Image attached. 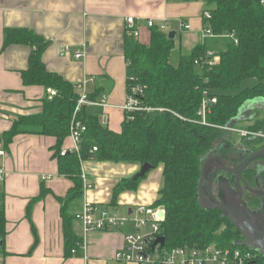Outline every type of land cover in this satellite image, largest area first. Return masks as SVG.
Masks as SVG:
<instances>
[{"label":"trees","instance_id":"trees-1","mask_svg":"<svg viewBox=\"0 0 264 264\" xmlns=\"http://www.w3.org/2000/svg\"><path fill=\"white\" fill-rule=\"evenodd\" d=\"M204 4L211 17L203 16V27L210 28L217 37H207L205 43L181 55L177 64L171 61L175 40L159 26L150 28L147 44L126 33L127 88L130 83L144 86V104L157 109L125 113L120 131H115L102 123L99 115L91 113L88 106H83L78 118L87 130L80 152L69 151L65 155H61V151L70 137V123L80 97L79 86L48 70L43 61L48 41L43 36L29 28L5 29L4 48L12 44L32 47L28 69L22 71L24 84L42 85L57 92L53 97L48 92L41 114L17 118L4 139L9 144L21 133L56 138L53 149L59 171L74 182L68 198H60L66 255L71 253L78 238L69 225L71 218L76 220V217L67 215L65 206L82 193V162L90 159L150 163L153 167L163 165V186L150 207L165 211L159 233L166 238L165 250L186 245L197 248L209 244L229 246L243 240L241 232L220 210L201 207L199 183L203 157L224 137L218 126L225 127L246 101L264 98V3L261 0H206ZM210 50L220 55V63L212 69L196 65L195 61ZM249 78L256 79L257 83L241 89L242 82ZM96 85L89 93L93 100L100 99L105 88L101 82ZM205 90L218 97L207 114L208 125L199 122L201 116L198 114ZM256 113L246 130L264 133V115L260 110ZM262 141L260 137L253 141L243 137V142L251 148ZM94 147L97 150L92 152ZM247 174L253 179L255 171L249 170ZM144 177L120 181L114 188L111 205L116 204L122 191L137 189ZM47 192L42 190L41 196ZM0 229L5 233L2 208ZM263 263L264 256H260L259 264Z\"/></svg>","mask_w":264,"mask_h":264},{"label":"crops","instance_id":"crops-1","mask_svg":"<svg viewBox=\"0 0 264 264\" xmlns=\"http://www.w3.org/2000/svg\"><path fill=\"white\" fill-rule=\"evenodd\" d=\"M204 11L205 4L196 0H0V150L5 151L0 167L6 173L5 181L0 182V208L5 211L0 264H124L116 260V253L135 229L129 223L124 228L86 234L80 221L71 218L69 225L78 241L75 251L66 255L60 198H68L74 182L59 171L53 149L56 138L21 133L9 144L4 139L17 118L41 114L48 95L42 85L24 84L22 71L28 69L32 47L12 44L4 48L5 29L29 28L43 36L48 41L43 52L48 70L74 84L95 77L89 92L97 83L112 80V91L104 88L100 96H106L109 106H88V110L112 130L120 131L125 118L120 106L127 94L126 19H136L138 37L144 44L150 41L148 21L157 26L166 23V32H175L173 52L181 56L205 43L201 33ZM84 44L86 56L82 59L60 54L62 46L75 50ZM73 147L68 137L62 150L72 151ZM141 167L93 159L82 162V171L93 187L68 202L65 213L74 217L85 200L122 217L132 215L140 205L152 206L163 186V165L148 171L137 189L122 191L111 205L115 186L134 177ZM42 190L48 192L41 196Z\"/></svg>","mask_w":264,"mask_h":264},{"label":"built area","instance_id":"built-area-1","mask_svg":"<svg viewBox=\"0 0 264 264\" xmlns=\"http://www.w3.org/2000/svg\"><path fill=\"white\" fill-rule=\"evenodd\" d=\"M205 2L206 0H196ZM264 3V0H261ZM204 17L210 18L211 13L204 11ZM150 27L157 26L153 20L148 21ZM184 28L190 29V25L182 23ZM162 31H166L167 25L163 23L159 25ZM126 32L133 34L136 37L139 36L138 25L134 17H128L126 19ZM202 38L217 37L210 28L201 29ZM234 37V35H230ZM237 42V40H235ZM60 54L64 57H74L75 59H82L86 56V45H82L81 48L73 49L70 45H65L60 48ZM221 57L216 54L215 51H208L207 54L196 60V65L208 66L212 69L219 64ZM95 77H87L78 84L81 90L78 103L73 115V119L70 123L69 133L74 142L72 151L80 152V145L83 139V135L87 130V126L82 122L78 115L83 106H96L103 109L107 108L106 96H102L100 99L93 100L89 98V87L95 84ZM50 97L56 96L55 89H48ZM204 97L198 111L201 120L199 121L203 125H208L207 114L211 111V105L216 104L218 97L216 95H210L209 90H205ZM145 96V87L141 84L130 83L128 84L126 101L120 108L124 113H136V112H149L156 110L157 108L145 105L143 97ZM227 130H232L246 135V130H239L233 128L223 127ZM97 147L92 149L96 151ZM69 151L64 149L61 151V155L67 154ZM5 155L4 150H0V156ZM83 190H87L93 187L92 182L88 179L87 173L82 172ZM6 173L2 167H0V182L5 181ZM47 178V177H44ZM163 212V215L160 213ZM76 219L80 221L83 226L84 232H104L111 231L118 228H124L127 224L133 222L135 232L129 233L125 237L124 247L116 253V260L124 263H136V264H259L260 256L259 251L253 250L249 247L229 245L221 246L217 244H209L203 248L179 246L170 250H165V246L161 247L157 244L153 248L155 241L161 236V223L165 219V211L162 208H154L150 206L140 205L136 208V211L132 215L122 217L117 213L111 212L107 207L92 203L88 200L84 201L83 207L80 212L75 215ZM75 250H72L74 252Z\"/></svg>","mask_w":264,"mask_h":264},{"label":"water","instance_id":"water-1","mask_svg":"<svg viewBox=\"0 0 264 264\" xmlns=\"http://www.w3.org/2000/svg\"><path fill=\"white\" fill-rule=\"evenodd\" d=\"M169 38L174 39L175 32H169ZM102 85L108 92L112 91L113 81L104 80ZM264 111V98L257 97L246 101L240 108L238 115L227 123L225 127L233 128L234 125L242 121H251L256 117V111ZM251 115H248V113ZM223 141V138L221 139ZM212 150L206 158L209 162L215 163L216 159H212ZM264 158V148L256 150L247 157L244 162L237 167L226 166L214 168L211 177L206 180L207 171L204 172L202 167V175L199 183V203L203 209L207 210H220L224 216L228 217L234 226L241 232L243 240L236 243V245L246 246L253 250L259 251L264 255V204L262 208L251 209L248 203L244 200V191L241 187L240 178L247 166L254 160ZM212 159V160H211ZM205 167V166H204ZM153 165L150 163H144L141 167L139 173H137L134 178L138 179L144 177L148 171L153 169ZM226 171L237 175L235 187L230 185V180L222 175L217 176V193H214L213 183L218 172ZM210 172V171H209ZM250 191L259 196H264V191H255L249 188ZM229 193L230 197H226ZM230 199V200H228ZM164 213L161 212L160 215ZM157 244L164 247L166 244V238L160 236L155 243L153 248ZM264 264V263H263Z\"/></svg>","mask_w":264,"mask_h":264},{"label":"flooded vegetation","instance_id":"flooded-vegetation-1","mask_svg":"<svg viewBox=\"0 0 264 264\" xmlns=\"http://www.w3.org/2000/svg\"><path fill=\"white\" fill-rule=\"evenodd\" d=\"M261 112L264 115V111H261ZM251 113H254V112H250V113H248V115H251ZM257 114L258 113H256V115ZM243 136L247 137L248 139H250L252 141L255 140L257 137L264 139V133L263 132L255 133V132L247 131V134L243 135ZM230 140L231 141L229 144L228 143L226 144L225 141L221 142L222 140L219 142V143H223L222 148L224 147V149H222V150L225 151V153H226V150L231 148V144H233V143L236 144V142L234 141V139L231 136H230ZM238 146L240 147V152H241L239 156L229 155V156H226L227 158L226 157L223 158V157H218V155H215L214 153L211 154L212 159H216V160L214 161L215 163L210 164L211 169L209 172V179L211 177V174H212L214 168L226 167V166L237 167L238 165L242 164L244 162V160L251 155L252 152L264 148V141L259 143V145H256V147H254V148L249 147L245 143H240V144H238ZM249 170L255 171L253 179L250 176H247L248 175L247 173ZM218 175H222V176L227 177L230 180V185L235 187L237 175H234V174L226 172V171H220L217 173L215 180H214V183H213V189H214L215 194L217 193L216 182H217V176ZM240 183H241V187L244 191L243 198L248 203L249 207L253 210L262 208V206L264 204V196H259L257 194L252 193L249 188H251L255 191H259V192L264 191V158L254 160L247 166V168L244 170V172L241 175ZM227 196L230 197V194L228 193L226 195V197ZM228 200H230V199H228Z\"/></svg>","mask_w":264,"mask_h":264},{"label":"rangeland","instance_id":"rangeland-1","mask_svg":"<svg viewBox=\"0 0 264 264\" xmlns=\"http://www.w3.org/2000/svg\"><path fill=\"white\" fill-rule=\"evenodd\" d=\"M179 39V38H178ZM188 52V51H187ZM173 56H172V63L174 64H177L178 61H179V58H180V54L178 51H175L173 52ZM257 83V80L256 79H253V78H249V79H245L243 82H242V86H241V89L245 88V87H252L254 86L255 84ZM239 91V90H238ZM238 91H234L233 93H237ZM94 107V106H92ZM92 111H95L98 109V108H91ZM249 124H252V121H242L240 123H237L236 125H234L235 129H239V130H246V127H248ZM219 128H221V130L223 131V141L226 142V144L230 143V136L234 139V141L236 142V144H231V148L226 150V153L225 151H223L222 149H224V147L222 148V144L223 143H219L215 148H214V151L212 153H214L215 155H218V157H223L225 158L226 156H229V155H236V156H239L240 155V147L238 146V144L240 143H244L243 142V135H241L240 133L236 132V131H232V130H227V129H224L223 128V125L221 126H218ZM247 131V130H246ZM221 141V142H223ZM206 156L203 157L202 159V167L204 169V172L207 171V176H206V180L207 178L209 177V171H210V162H209V159L206 158ZM227 158V157H226ZM205 166V167H204ZM110 210V209H109ZM112 212V210H110ZM119 214V213H118ZM130 226L133 228V222L130 221ZM135 229H133L131 232H134ZM130 232V233H131Z\"/></svg>","mask_w":264,"mask_h":264}]
</instances>
